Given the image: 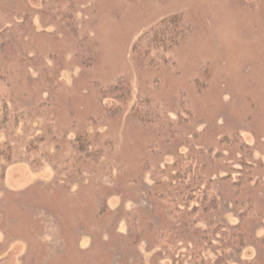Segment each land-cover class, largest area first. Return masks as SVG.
Segmentation results:
<instances>
[{
  "label": "rangeland",
  "instance_id": "rangeland-1",
  "mask_svg": "<svg viewBox=\"0 0 264 264\" xmlns=\"http://www.w3.org/2000/svg\"><path fill=\"white\" fill-rule=\"evenodd\" d=\"M4 1L23 26L5 41L0 38V72L9 74L12 90L7 106L18 119L15 136L46 139L34 144L30 168L14 160L0 188L5 212L0 264H156L149 235L135 249L120 245L119 233L127 231L124 209H142L153 219L157 215L143 189L149 176L128 183L138 174L148 141L126 119L133 96L165 101L169 110H176L177 99L188 102L202 120L201 145L225 153L209 166L231 180L240 174L242 198H253L264 212V186L254 183L264 179V0H69L75 30L71 20L62 24L41 16L48 2L61 0ZM172 15L178 18V44L168 48L164 64L140 66L132 49L135 39ZM79 43L85 67L74 58ZM114 85L117 90L105 99ZM123 93L132 97L118 104L115 97ZM106 100L114 110H104ZM49 108L56 133L76 123L100 142L110 138L112 156L94 163L89 173L72 170L68 147L49 143ZM188 147L159 144L162 163ZM110 175L114 187H109ZM81 184L86 188L70 195ZM220 187L224 218L234 223L244 207L233 202L229 183ZM244 229L263 237L264 217L244 222ZM258 245L249 242L241 257L229 252L231 263L256 256L264 264Z\"/></svg>",
  "mask_w": 264,
  "mask_h": 264
},
{
  "label": "trees",
  "instance_id": "trees-1",
  "mask_svg": "<svg viewBox=\"0 0 264 264\" xmlns=\"http://www.w3.org/2000/svg\"><path fill=\"white\" fill-rule=\"evenodd\" d=\"M6 3L0 0V38L1 40L3 38V41L7 35L12 34L10 32L17 30L20 32L23 28L22 25L18 27L19 24H16L18 22L13 20L14 10H10ZM72 11V2L61 0L48 2L40 13L45 20L50 19L51 22L59 21L67 24L71 20L75 30L77 25H75V14ZM177 21L176 15L164 17L135 39L132 49L140 66L156 67L162 62L164 64L167 59L166 51L174 44H178L180 38L175 29ZM81 45L80 43L77 45L74 58L79 62L78 66L85 67L87 64H84L85 57L82 56ZM109 88L103 97L117 90L115 85ZM128 94L117 95L116 102L120 100L118 104L125 103L132 97ZM11 96L9 74L1 71L0 188L11 165L17 163L16 159L29 168L35 163L36 159L30 156L36 149L34 144L46 139L43 136L32 139L26 138V135L15 136L18 119L7 106ZM176 102V110H169L168 103L165 101L133 96V102L126 112V119H129L131 126L148 136L144 151L137 162L136 173L138 174L131 177L134 179L128 180V183H138V177L144 174L149 176L150 182L143 189L146 198L152 204L151 213H157V215L153 219L148 217L142 209H124L127 231L125 234L119 233L120 245L123 248L135 249L141 239L149 235L150 249L156 264H161L160 261H165L166 264H232L229 252L236 257H241L249 242L256 244L259 242L260 254L264 253V235L258 239L244 229V222H249L251 219L260 220L264 217V212L255 208L258 202L253 198H242L241 191L245 179L238 174L231 180L229 175H221L219 169L209 166V163L214 160L224 159L225 153L220 150L212 152L210 145H201L202 120L193 113L190 104L183 98L177 99ZM50 104L45 105L50 107ZM110 104L111 101L106 100L102 102V107L104 110H114L115 107L111 108ZM50 108L52 115L46 116L49 125L45 127L49 143L55 146L63 143L68 147L74 166L72 170L89 173L94 163H98L104 157L112 156L114 147L112 148L108 140L110 138L106 137L103 142H100L102 139L99 141L94 139L84 127L76 123L71 122V129L66 128L64 132L56 133L54 131L55 114ZM78 126L80 130L76 129ZM190 132H192L191 136L186 137ZM224 139L223 137L219 140L220 145L224 144ZM177 142L189 143V147L187 150L178 148L174 151L171 160L162 163L164 154L158 151L159 144H163L164 148L168 149L174 147ZM197 144L200 146L197 147ZM154 147H156L155 150ZM16 151L20 156H15ZM152 159H154L153 162ZM246 169L251 170L248 166ZM229 174L231 175V170ZM250 177L246 178V182L251 180ZM110 178L112 184L110 183L109 187H114L113 176L110 175ZM88 182L91 184V179ZM228 183L234 188L232 189L235 192L233 202L240 208L244 207L238 213V219L234 223L225 220L217 191L221 188V184ZM254 183L257 186H264V179L258 177ZM84 188L81 184L69 193L74 195ZM6 194L8 195L9 192ZM102 213L104 212L101 211L99 215ZM4 216L5 212L0 207V230L4 223ZM237 259L239 260L236 264H258L256 256ZM134 264L139 263L137 261Z\"/></svg>",
  "mask_w": 264,
  "mask_h": 264
}]
</instances>
